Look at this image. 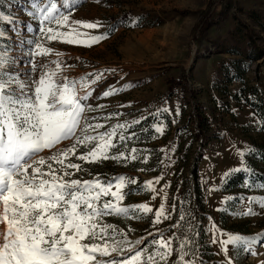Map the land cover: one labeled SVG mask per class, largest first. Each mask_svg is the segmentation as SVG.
I'll list each match as a JSON object with an SVG mask.
<instances>
[{"label": "rangeland", "instance_id": "rangeland-1", "mask_svg": "<svg viewBox=\"0 0 264 264\" xmlns=\"http://www.w3.org/2000/svg\"><path fill=\"white\" fill-rule=\"evenodd\" d=\"M76 2L71 19L99 20L103 25L80 31L100 34L109 25L115 27L91 47L45 41L62 53L61 75L79 80L91 72L115 69L91 87L85 103L96 110L86 113L89 123L103 124L100 131L133 120L140 123L118 130L126 136L134 132L133 139L112 138L116 148L111 154L125 153L119 162L87 164L70 156L85 168L75 178L98 174L113 185L120 175L134 179L136 184L125 189L122 206L147 203L154 210L142 219L130 213L128 218L105 217V222L123 229L120 238L126 237V248H150L162 232L165 239L174 237L173 248L190 237L197 264H264V238H256L252 252L231 245L221 251L220 244L213 243L214 237L222 241L228 234L256 237L264 232V204L259 203L264 200V0ZM30 10L31 0H0V12L11 17L0 21V31L6 33L0 45L18 58L14 67L22 79L37 75L23 55L29 47L26 40L39 30V22L27 15ZM135 18L141 19L132 26ZM53 56L39 59L50 67ZM109 88L123 90L104 97ZM163 108L169 111H158ZM157 124L162 133L155 130ZM72 143L63 141L56 150ZM133 148L139 150V159L130 158ZM49 154L46 150L40 155ZM147 181L154 182L156 192L143 190ZM249 198L255 202L250 204ZM161 202L170 219L154 225ZM249 208L251 215L241 214ZM176 259L174 253L168 264Z\"/></svg>", "mask_w": 264, "mask_h": 264}, {"label": "snow or ice", "instance_id": "snow-or-ice-1", "mask_svg": "<svg viewBox=\"0 0 264 264\" xmlns=\"http://www.w3.org/2000/svg\"><path fill=\"white\" fill-rule=\"evenodd\" d=\"M77 6L76 0H59V3L31 0L32 10L27 15L39 22V30L26 40L29 47L23 55L30 71L37 75L22 79L14 67L18 58L0 45V264H168L174 253L175 264H197L192 251L194 241L188 236L180 240L178 248H173L174 237L165 239L162 232L150 242V248H126V237L120 238L125 236L123 229L105 222V217L128 218L130 213L132 218L142 219L154 211L147 203L122 206L128 195L125 189L136 184V180L120 175L114 178L113 185L111 179L102 180L98 174L90 179L75 178L85 168L81 163H73L70 156L87 164L119 162L125 153L111 154L116 148L112 138L118 135L121 142L133 139L134 132L126 136L118 130L140 123L133 120L107 131H100L104 127L101 123H89L86 113L96 110L85 103L92 95L91 87L104 78L105 72L115 69L91 72L79 80L61 75L62 53L46 46L45 41L91 47L106 39L115 27L109 25L100 34L80 31V28L95 30L103 25L99 20L71 19V12ZM140 19H133L132 26ZM9 20L11 17L0 12V21ZM5 36L0 31V40ZM24 43L21 40V45ZM50 54L57 58L52 61L54 68L39 59ZM122 90L109 88L102 95L109 97ZM155 130L162 133L163 127L157 124ZM66 140L73 143L56 150ZM78 149H82L79 155ZM46 150L48 156L40 155ZM138 151L131 150L132 160L139 159ZM144 159L146 162L147 157ZM153 183L145 182L143 190L156 192ZM253 202L254 198H249V203ZM259 203L264 204V200ZM241 214L251 215L252 210L249 208ZM162 219H170L163 202L155 209L152 223L158 224ZM257 237L264 238V232L256 237L228 234L222 241L214 237L213 243H219L221 251L231 245L252 252ZM141 243L135 241L136 245ZM189 256L192 258L188 259ZM228 264H232L231 260Z\"/></svg>", "mask_w": 264, "mask_h": 264}, {"label": "crops", "instance_id": "crops-1", "mask_svg": "<svg viewBox=\"0 0 264 264\" xmlns=\"http://www.w3.org/2000/svg\"><path fill=\"white\" fill-rule=\"evenodd\" d=\"M56 60V56L54 55L53 57H52V60L51 61H55ZM51 66L50 67H53L54 68V64H50Z\"/></svg>", "mask_w": 264, "mask_h": 264}, {"label": "trees", "instance_id": "trees-1", "mask_svg": "<svg viewBox=\"0 0 264 264\" xmlns=\"http://www.w3.org/2000/svg\"><path fill=\"white\" fill-rule=\"evenodd\" d=\"M199 136H201L202 135V132H198L197 133ZM194 178H196V173L194 172ZM239 180H240V177H239ZM195 185H197V184H195Z\"/></svg>", "mask_w": 264, "mask_h": 264}]
</instances>
